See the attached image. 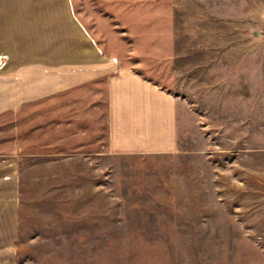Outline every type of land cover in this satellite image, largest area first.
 Listing matches in <instances>:
<instances>
[{
    "label": "rangeland",
    "instance_id": "1",
    "mask_svg": "<svg viewBox=\"0 0 264 264\" xmlns=\"http://www.w3.org/2000/svg\"><path fill=\"white\" fill-rule=\"evenodd\" d=\"M84 47L175 95L182 149L111 153L106 77L1 113L0 264H264V0H0L7 89Z\"/></svg>",
    "mask_w": 264,
    "mask_h": 264
},
{
    "label": "crops",
    "instance_id": "2",
    "mask_svg": "<svg viewBox=\"0 0 264 264\" xmlns=\"http://www.w3.org/2000/svg\"><path fill=\"white\" fill-rule=\"evenodd\" d=\"M15 36L18 37L17 34ZM67 52L66 50V54ZM15 54L18 60V53ZM34 55L30 54L29 60L32 62L29 65L43 66L40 73L49 76L43 78L37 74L35 83L39 86L38 89L24 87L23 82L21 85L15 82L12 88L7 89L0 83V114L23 104L35 102L56 90H64L81 83L97 82V79L102 80L106 77L108 144L111 153L162 155L176 153L182 149L175 95L145 78L132 67L120 65L118 59L105 56L95 48L87 50L84 47L73 56L70 53L66 55L67 59L78 60L79 63L76 69L71 66L65 67L67 72L71 69L78 72V76H74L71 81L67 76L65 80L64 64L52 68L53 65L49 62L35 61L53 58ZM29 71L34 72L31 69ZM60 71L64 72V75L60 76ZM15 76L20 75L15 73ZM8 166L0 165V186H4L13 178L7 177L5 181L3 171L8 169Z\"/></svg>",
    "mask_w": 264,
    "mask_h": 264
}]
</instances>
